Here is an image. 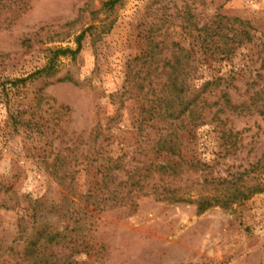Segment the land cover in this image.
<instances>
[{"label": "rangeland", "instance_id": "obj_1", "mask_svg": "<svg viewBox=\"0 0 264 264\" xmlns=\"http://www.w3.org/2000/svg\"><path fill=\"white\" fill-rule=\"evenodd\" d=\"M106 1L0 0V264H32L34 248L46 264H264V192L202 213L167 200L264 184V0ZM81 33L55 75L25 80ZM176 62L186 99L222 78L209 102L231 104L187 124L180 160L138 127ZM172 162L189 165L159 175ZM41 231L55 237L31 248Z\"/></svg>", "mask_w": 264, "mask_h": 264}, {"label": "trees", "instance_id": "obj_2", "mask_svg": "<svg viewBox=\"0 0 264 264\" xmlns=\"http://www.w3.org/2000/svg\"><path fill=\"white\" fill-rule=\"evenodd\" d=\"M121 0H108L103 3V6L111 9L113 8L118 2ZM233 21H239L234 19ZM240 22V21H239ZM241 24H244L240 22ZM92 27L87 28L86 31L91 30ZM84 33H81L77 39V47L74 51L65 48V49H56L51 53L52 57L48 60L47 64L41 68L40 70H36L34 73L30 74L26 79H30L33 77L38 76H53L56 73V61L59 57L63 56H74L76 55L81 46V40ZM228 33L220 34L219 32L214 31L211 37H220L222 40L231 41L234 45L239 46L243 43L250 41V36L246 31L243 32H236L232 34V39L228 38ZM227 48V47H226ZM179 51H183L180 49ZM184 52V51H183ZM222 54L228 55L230 54L229 49H223ZM165 75V83L162 85L163 89L161 90L162 95L152 101L154 105L150 106L148 110L142 111V118L140 119V123L138 127L140 130L143 129L146 123H151L153 125H157L158 130L160 131L159 137L155 141L153 147L158 152L164 153L168 156L175 157L180 160L182 159L181 156V146L179 144L177 135L182 132L187 124H196L204 119V112L209 110L212 107H218V110L214 113L221 112L225 106L231 105L228 100V95L226 93H222L221 96L218 97L219 100L212 103L209 102V98L212 95V92L215 91L217 88L221 87L222 78H216L212 80L205 81L201 87H198L197 90L193 94V98L191 100L186 99L185 91L186 83L182 79L183 74V67L182 64H178L177 62L175 65L167 64L162 69V72ZM25 80L17 79L10 81L9 83L13 86L22 83ZM225 83V82H224ZM221 100L224 101V106L220 103ZM254 105L255 103L258 106L259 115L262 117L264 121V98L257 97L254 101L252 98ZM255 102V103H254ZM160 126V127H159ZM180 162V161H178ZM172 162V163H161L157 165V170L159 175L167 176V177H175L179 173L180 164L182 166H188V162ZM111 168L106 167L104 170L106 174L111 171ZM146 171V170H145ZM139 176V175H138ZM140 177V176H139ZM133 180L132 177L129 178ZM142 180V179H141ZM239 180V179H237ZM134 185V184H132ZM220 186L219 193H216L212 197H198L197 199L191 198H183L182 196H176L174 192H169V198H167L168 202L170 203H178V202H187L190 204L196 205V210L198 213H202L213 206L220 205L222 207H227L235 203L239 200H246L249 199L253 194L264 192V184H256L252 188L250 187H243V185L237 184L235 181H228L223 180L222 183L217 184ZM54 235H50L46 231H41V233L37 236L36 240L30 244L31 248H34L35 244H38L39 241L43 243H49V239ZM55 237V236H54ZM40 245V244H39ZM35 250L36 254L29 252V250H24V256L28 257L32 264H46L47 259H44L43 256H38V249L34 248L32 251Z\"/></svg>", "mask_w": 264, "mask_h": 264}]
</instances>
